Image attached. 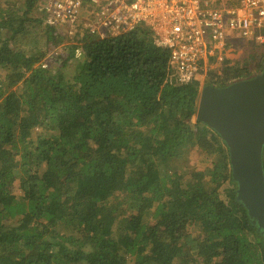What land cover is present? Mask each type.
<instances>
[{"label": "trees", "instance_id": "1", "mask_svg": "<svg viewBox=\"0 0 264 264\" xmlns=\"http://www.w3.org/2000/svg\"><path fill=\"white\" fill-rule=\"evenodd\" d=\"M44 2L0 6V264H264L229 149L197 120L201 82L178 81L149 26L70 38ZM252 60L203 88L254 78ZM192 151L207 171L174 170Z\"/></svg>", "mask_w": 264, "mask_h": 264}, {"label": "built area", "instance_id": "2", "mask_svg": "<svg viewBox=\"0 0 264 264\" xmlns=\"http://www.w3.org/2000/svg\"><path fill=\"white\" fill-rule=\"evenodd\" d=\"M217 2L221 0H45L39 12L47 26L71 38L117 37L147 25L154 43L170 51L178 81L198 80L202 90L209 60L222 54L229 41L264 45V0H226L215 6Z\"/></svg>", "mask_w": 264, "mask_h": 264}, {"label": "water", "instance_id": "3", "mask_svg": "<svg viewBox=\"0 0 264 264\" xmlns=\"http://www.w3.org/2000/svg\"><path fill=\"white\" fill-rule=\"evenodd\" d=\"M196 117L226 143L237 200L264 233V71L227 87L202 88Z\"/></svg>", "mask_w": 264, "mask_h": 264}, {"label": "rangeland", "instance_id": "4", "mask_svg": "<svg viewBox=\"0 0 264 264\" xmlns=\"http://www.w3.org/2000/svg\"><path fill=\"white\" fill-rule=\"evenodd\" d=\"M7 0H0V6L4 8L6 6ZM26 0H15V4L21 3L24 4ZM226 0H221V2H217L215 6H222L225 3ZM235 1V0H234ZM9 2V1H8ZM71 38V37H70ZM67 42L65 45H60L57 48H55V53H69L71 44H74L75 42H71L66 40ZM54 50V49H53ZM51 50V51H53ZM250 57L253 59L250 62V66L254 65L256 62H262V65H264V45L256 44L250 41H246L243 39H239L237 42V46H232L229 49L227 48L222 52V54H217L213 59L209 60L207 66H206V72L209 74L207 77L210 78V74H215L216 76L220 75L223 65H227L226 61H229L230 65L235 64V62H242L244 58ZM77 59L72 60L71 62L67 63L64 72L66 75L73 77L75 74V67L77 63ZM261 66V65H260ZM50 68L57 69L61 68V62L60 64L56 61L52 62L50 65ZM62 69V68H61ZM210 72V73H208ZM262 72V71H261ZM261 74V73H260ZM0 77L4 78V72H0ZM194 122L196 121V117H194ZM210 158L205 157L202 155L199 151H192L190 155H188L183 160H177L176 164L174 165V170H178L182 166H188V168L191 170V172H206L207 168L210 166ZM151 214L148 216V220H150Z\"/></svg>", "mask_w": 264, "mask_h": 264}]
</instances>
